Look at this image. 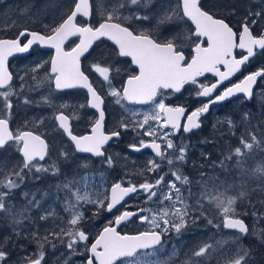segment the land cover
Instances as JSON below:
<instances>
[{
	"label": "snow or ice",
	"instance_id": "1",
	"mask_svg": "<svg viewBox=\"0 0 264 264\" xmlns=\"http://www.w3.org/2000/svg\"><path fill=\"white\" fill-rule=\"evenodd\" d=\"M153 3L154 0H72L71 8L58 24L45 25L48 32L41 33L24 28L18 31L15 38L0 39V150L13 148L22 157L18 168L14 167L7 172L0 168V214H4L5 218H11L14 235H20L16 226L22 225L24 220L28 219L29 209L41 208L42 205L33 196L22 209L17 210L10 199L13 190L20 187L28 173H32L34 179H39L40 173H50L53 176L60 173L56 163L47 166L42 163L49 155V145L41 135L33 131L14 132L10 128L12 97L18 93L13 85V74L8 69V59L15 53L29 52L33 45L55 50V54L49 60L38 61L31 68L33 73H38L45 69V65H49V68L45 69V76L37 82L36 87L47 83L49 87L54 85V90L58 92L77 88L87 90L86 104L73 107L71 115H66L62 110L58 111L54 119L58 128L67 134L74 145L75 153L103 158L108 167H112L114 161L112 156L105 155V145L113 138H119L121 133L104 131V98L82 70L81 57L89 52L96 41L107 38L116 46V54L119 57L130 58L131 64L135 65L138 71L128 75L120 89L112 85L110 78L113 71L117 74L120 72L114 65L97 62L90 66L89 71L102 77L108 86L107 94L127 113V116H121L118 124L125 131L131 128L136 133L138 143L130 144L129 148L134 152L151 149L154 157H158L161 162L166 161L171 176L167 183L165 176L169 173L158 175L154 180L145 178L139 184L129 181L127 186L123 181H117L109 189L95 192L88 190L90 180L88 175L80 177V180H68L57 185L58 191L67 190L65 211L70 214V218L66 226L60 227L59 231H49L43 237L38 231L29 234L31 241L36 243L37 250L34 256L28 255L23 258L25 264H44L45 243L55 248V244L49 239L50 236L65 244L70 255H77L76 249L83 243L88 253L84 257V264H170L178 253L176 246L173 245L168 260L159 258V253L164 250L166 243L164 237L173 232L177 237L181 236L201 217L207 219L208 224H213V220L205 215L208 208H214L216 215L220 217V223L214 227L222 226L237 233L231 237L236 248L230 255H225L223 264H251V250L239 244L241 237L248 236L250 230L244 220L239 218L236 207L238 200L247 199L250 193L244 189L243 183L236 195H231L228 191L232 185L221 191L215 180L211 183L202 181V190L198 198L194 204H189L191 189H188L189 196L185 197L181 187L177 185H189L191 181L179 167L175 166L177 162H185L187 145L175 144L172 137L181 129L185 133L199 129L201 117L209 112L211 105L230 100L237 94H243L248 100L253 98L255 86L259 82H264V67L245 75L238 83L226 87L219 94H213L224 81L239 72L250 58L257 54V49L264 54V33L255 35L252 31V25L264 17V8L258 11L249 9L237 32L225 19L205 10L201 0H176L175 4L171 0H166L159 5L161 10L156 12L150 9ZM232 14H235V10ZM94 17H98L96 24L91 23ZM189 22L194 25V29L189 26ZM162 26H167L166 32L161 31ZM72 37H78L79 43L66 49V42ZM188 42L194 45L190 59L183 50ZM236 49L241 50L240 58L235 54ZM207 73L218 79L211 84L201 83L199 78L205 77ZM32 79L36 80L37 77L34 75ZM20 80L23 81L24 77H20ZM185 85L196 86L197 97L209 98L208 101L188 112L183 106H169L163 99H157L164 95V90L179 93ZM23 88L24 84L21 83V91ZM42 102L52 106L48 97H43ZM23 103L31 104L32 101L25 97ZM127 104H152L153 108L150 112L141 113L128 108ZM69 107L72 106L67 104L59 106L60 109ZM85 107L95 109L98 117L93 120L88 133L75 135L71 130V120L78 119L77 109ZM141 116L142 119L137 118ZM126 120L128 122H125ZM182 120L184 123H181ZM248 121L249 113L245 112L242 122ZM217 123L227 124L230 131L236 126L231 118ZM261 135L264 137V133ZM248 136L249 139L241 136L239 145L223 156L218 164L221 169L228 171L229 165L226 162L234 160L232 167L243 174L245 171L243 158L251 156L254 148L260 149L264 143V140L258 139L251 132H248ZM60 156L68 159L70 154L61 151ZM79 167L87 169L89 167L87 160H82ZM160 170L161 163L151 158L141 175L158 174ZM201 175L203 176V173ZM251 177L258 181L257 188L252 191L264 193V161L252 169ZM133 194H143L146 205L154 204L157 207L120 211L117 206L123 207L127 203L125 198ZM23 195L27 198L29 194ZM81 202L95 205L94 215L101 210L108 213H113L114 209L120 211L119 215H115L114 219L103 227L90 246L87 244L88 234L79 227L84 219V213L79 207ZM249 203L253 208L252 215L257 220L264 219V213H258L250 200ZM260 203L264 205V200ZM54 215V212L48 211L47 214L40 215L39 220H47L49 216ZM134 217L142 225H147V230L134 235H122L117 231L118 226L126 224ZM251 234L264 244V235L255 231V228ZM227 243L228 240L216 241L215 244L203 243L191 252L183 264H205L213 252ZM8 255L3 242H0V264H7ZM64 264H69L67 259Z\"/></svg>",
	"mask_w": 264,
	"mask_h": 264
},
{
	"label": "rangeland",
	"instance_id": "2",
	"mask_svg": "<svg viewBox=\"0 0 264 264\" xmlns=\"http://www.w3.org/2000/svg\"><path fill=\"white\" fill-rule=\"evenodd\" d=\"M229 1H233L232 4L235 2V0H213V4L215 5L217 12L223 11L224 13L232 14L233 10H235V14L232 15L237 18H243L247 15L248 11L242 10L240 6H231L230 4H226V2L229 3ZM261 8H264V4L256 5L255 3H252L251 0H249V9L258 11ZM53 9H57V6H53ZM43 19L49 18L46 16L43 17L42 20ZM263 58L264 55L261 57V59ZM31 78L32 76H30V80ZM262 90H264V82L261 83L257 91L256 88L254 89V96L251 100L244 98L243 101H231L230 105L215 109L214 114L207 118L206 130L216 132V134L222 133L225 135V143L228 147V153L239 145V139L241 136H244L245 139H249L248 132L255 134L258 139L264 140V137L261 135L264 133V95H262ZM45 96L46 93L44 91H38L35 88H32V86H29V88L26 87L23 90V93L20 91L18 95L12 97L13 109L11 115V124L14 128H16V131L36 130L35 132L43 136L45 135L48 140L52 139L53 145H59V149H56V147L53 146L52 152L54 155L57 153L60 155L61 151L67 152L68 150L67 147H65V142L62 140L63 137L61 136L60 130L58 129L54 119L55 113L52 112L54 109L49 105L40 106L35 103V100L41 99ZM25 97L31 100L32 103L24 104L23 100ZM152 108L153 107L148 109H131L143 113L150 112ZM245 112L249 113L248 122H242V116ZM83 114L82 121L84 124L93 120L91 115L86 113ZM120 115L127 116V113L124 112L123 109L120 110V114L119 112L112 110V117L115 122H118ZM137 118L142 119V116ZM226 118H231L236 125L231 131L229 130L227 124L217 123V121H223ZM41 120L43 123H40ZM125 122L128 121L126 120ZM214 125L215 127H213ZM132 132L135 133L133 130ZM172 139L177 145L184 144V139L178 141H176L173 137ZM218 142L220 141L218 140ZM189 149L191 156H193V147L187 145V152ZM69 154L70 156L68 159H65L62 156L56 158V160L61 159L63 161V164L60 167V173L58 175L53 176L50 173H40L38 174L40 178L34 179L33 174L28 173L27 176H29L30 179H25V182L29 180L34 181V189H30L27 186L25 189L20 190L23 188L22 185H25V183H22L18 189L13 190L12 197L10 199L11 203L17 210L22 209L23 206L27 204V201L32 199L33 196H35V198L41 202L42 207H32L29 209L28 219H25L23 225L19 226L22 228V230H19L18 226H16V230L20 233L19 236L13 234L11 218H5L4 214H0V242H3L4 250L9 254L7 258V264H25L23 260L25 256H34L37 250V245L35 242L31 241L29 235L31 232L38 231L39 235L43 237L44 235H47L49 231H59L60 227L66 226L67 220L70 218V214L65 211V196L67 194V190L58 191L57 185L67 182L66 178L68 177V172L71 169H76L78 165H80L81 161L85 160V158H78L72 153ZM169 154H171V150H169ZM108 155L113 157L114 163L112 167H108L103 162V160L95 164L91 160L86 159L88 163L95 165L93 169L94 171L98 172L95 180L91 179L94 174L91 173L89 176L92 182L97 183L99 182L100 177H107V171L113 168L118 169L123 177L126 176V171H129L130 175L132 174L133 170L137 172L142 171L148 164L149 159H151L138 158L132 156L131 154L121 153L114 149L110 150ZM122 158L125 160H122ZM21 159L22 157L13 148H9L6 151L0 150V168H3L5 172L11 170L14 167L18 168ZM243 159V168L245 169L243 174L232 167L234 160L227 161V164L229 165L228 171L220 168L219 170H216V172H212V175L209 177L205 175L206 172L186 170L188 171V174L185 173L184 175L190 179L191 183L197 182V191L195 192L193 189H191L192 195L188 199V202L189 204L195 203L199 193L202 190V181H209L211 183L213 180H215L216 185L221 191H224L225 188H228L229 185H232L233 187L229 188L228 191V194L231 195H236L237 191L241 189V185L243 183L244 189L247 190L250 195L247 199L238 200L236 207L239 217L247 220L249 223L250 234L248 236H242L239 244L240 246L251 250V264H264V244H261L260 242L257 243L258 245L256 249H251L248 246V242L254 243L256 240H258L254 235L251 234L253 228H255V231L264 235V219L257 220L256 217L252 215L253 208L249 203L250 200L252 204L255 205L258 213H264V205L260 203L261 200H264V193L252 191L253 189L257 188L258 181L253 180L251 177L252 169L264 161V143H262L260 149L254 148L251 156H245ZM165 166H167V169H163V165L161 163L160 172L158 174L152 173L150 175V179L154 180L158 175L169 173V175L165 176V183H167V180L171 179V176L167 163H165ZM181 172L183 173V170H181ZM202 173L203 176L201 175ZM220 174L221 176H219ZM224 174L229 175L226 180V184H220L223 180ZM82 176L84 175L78 177L79 180ZM202 177H206L208 179L205 180ZM53 186H55L56 189H53ZM177 186L181 187L185 197L189 196V188L187 186H182L179 184ZM81 188L83 190V185ZM105 189H109L107 183H102L99 189H92L89 187L88 190L95 192L97 190L104 191ZM24 193L29 194L27 198L24 197ZM129 203L130 202L126 203L125 205ZM140 204V208L157 207L154 204L146 205L144 203V199L140 201ZM79 207L84 213V219L80 222L79 227L95 239L98 235V229H103L104 225H106L112 219L113 214L101 210L99 213L94 215V213H96V206L92 204H85L83 202H81ZM206 207L208 206L206 205ZM48 211L54 212L55 215L49 216L47 220H39V216L47 214ZM194 215H198V213H194ZM205 215L209 219L213 220V224H208L207 219L201 217L194 225H191L186 231H184L181 236L177 237L174 232L169 233V235L166 237V240L164 238L166 243L164 250L159 253V258L162 260H168L169 256L171 255L173 245H175L178 254L172 258L170 264H183V261L187 260L191 255V252L201 244H215L216 241L228 240L229 243L224 244L216 252H213L212 255L205 261V264H223L225 255H230L231 251L236 248V245L232 243L231 237L237 235V233L226 231L222 226L220 228L214 227L215 224L220 223V217L216 215L214 208H208V211L205 213ZM57 225H59V227H57ZM122 230L127 231V233H138L147 230V225H142L136 218H132L131 221L127 222L122 227ZM49 239L52 240L53 244H55V248H53L51 244L45 243L44 264H64L66 259L68 260L69 264H84L83 257L88 254L85 250V247L79 245L76 249L78 254L70 255L65 244L60 243V241L55 239V237L50 236ZM64 239L67 240V237Z\"/></svg>",
	"mask_w": 264,
	"mask_h": 264
},
{
	"label": "flooded vegetation",
	"instance_id": "3",
	"mask_svg": "<svg viewBox=\"0 0 264 264\" xmlns=\"http://www.w3.org/2000/svg\"><path fill=\"white\" fill-rule=\"evenodd\" d=\"M252 3L256 5L264 4V0H251ZM166 0H154L153 5L150 6L152 12L160 11L159 5L165 3ZM173 4L176 3V0H171ZM226 2V4H230L231 6H240L242 10L248 11L249 9V0H235ZM61 3V5H60ZM201 3L205 10L210 11L214 15L218 16L219 18L225 19L230 26L234 28V31L239 32L240 25L244 21L243 18H237L232 14L224 13L223 11L216 10L215 5L213 4V0H201ZM57 6V9H53V6ZM72 0H0V39H11L15 38L18 34L19 30L24 28H28L31 31L46 33L48 32V28L45 25L55 26L58 24L66 15L67 11L71 8ZM52 9V10H51ZM262 9V8H261ZM254 11L253 9H251ZM48 17L49 19H43V17ZM98 17H94L91 23L96 24ZM155 23V20H153ZM249 24H251V20H249ZM189 26L194 29V25H191L189 22ZM161 31L166 32L167 26H162ZM253 34L259 35L264 33V17L258 19L257 24L252 25ZM26 42V40H25ZM76 43H79L78 37H72L68 42H66V49H70L74 47ZM194 45L191 42H188V45L183 49L185 55L190 59ZM116 46L113 44L112 41L107 40V38H101L99 41H96L93 44V47L89 49L88 53H85L83 57H81V67L82 70L85 71V74L89 76V81L93 84V87L96 88L97 92L104 98V111H105V121H104V131L106 133H110L112 131H120L121 135L119 138H113L108 144L105 145L106 153L110 150H117L124 154H131L132 156L147 159V158H154L157 162L162 163L163 169H167L165 166L166 161L161 162L158 157H154L151 149H143L141 152H134L129 148L130 144L138 143V138L136 133L132 132V129H128L125 131L124 129L119 127L118 122H115L112 117V110L119 112L122 109L121 106L116 105L114 103V98L107 94L108 86L106 83L103 82L102 77H99L98 74L89 71V68L92 64L97 62H102L105 64L114 65L115 68H119L120 72L117 74L115 71L110 73V78L112 79V85L118 89L122 88L123 83L126 81L128 75L132 74L135 71H138L135 65L131 64L130 58L127 57H119L117 54ZM257 54L250 58V61L241 68L239 72H237L234 76L229 78L228 80L224 81L221 84L216 92L213 95H217L222 92L226 87H230L235 83H238L240 80L243 79L245 75L250 74L251 72L257 71L259 68L264 67V58L261 57L264 54H261L260 50H256ZM240 49L235 50V54L237 58H240ZM55 54V50L48 48L46 46L41 45H33V47L27 53H15L13 56L9 57L8 59V69L13 74V85L15 86V90L20 93V85L21 83L24 84L23 90L29 86L35 88L38 91H44L46 93L45 97H48L51 101V107L54 109L52 112L57 113L58 111H64L66 115H71L73 111V107L78 106L80 104H86L88 94L86 89L77 88V89H70L64 90L63 92H58L54 90V85L49 87L47 83L36 87L37 82L41 80L45 76V69L49 68V65H45V69H41L38 73H33L31 68L38 62V61H47L51 58L52 55ZM224 70L223 68L221 69ZM36 76L37 79L33 80L30 76ZM20 77H24V80L21 81ZM201 83L204 84H211L214 83L218 77H215L211 74H205V77L199 78ZM29 80V82H28ZM262 82H259L256 87V91L258 90L259 86ZM22 90V93H23ZM245 97L243 96H234L230 98V100H226L222 103H217L215 105H211L209 108V112L204 114L201 117V127L199 129H194L191 132L185 133L181 129L173 138L178 141L184 139V145L192 146L193 147V156H191L190 149L186 154V160L183 163L177 162L175 166L179 167L180 170H183V174L187 173L188 171H199V172H206V176L212 175V172H216L219 170L220 167L218 166L219 161L223 159L225 154H228V147L225 143V135L222 133L216 134V132H211L210 130H206V123L207 118L211 117L214 114L215 109L222 106H227L231 104V101H243ZM157 99H163L164 102L173 107L183 106L185 107L188 112H191L197 107H200L202 103L207 102L209 98L205 97H197L196 95V86L193 85H185L179 93L174 92L172 90H164V95L161 97H157ZM35 103L38 105H47L42 102V98L35 100ZM61 104H67L72 107L67 109H60L59 106ZM128 108H151L153 107L152 104H127ZM86 113L91 115L93 120L98 117V113L95 109H91L89 107H85L82 109H77L78 119L73 118L71 120V130L75 135H84L90 131L92 121H88L87 123H83L82 115ZM120 118L119 120L121 119ZM124 116V115H123ZM118 120V121H119ZM12 120L10 119V128L15 132L16 128L12 126ZM181 123H184L182 120ZM57 124V122H56ZM222 127V126H221ZM59 129V128H58ZM86 129V130H84ZM60 130V134L63 137V141L65 142V147H67V152L74 154L78 158H85L89 159L95 164L99 161L103 160V158L93 157L90 154H81L74 152V145L69 140L67 134L63 132L62 129ZM34 133L38 134L34 131ZM40 135V134H39ZM42 138L46 140L49 145V155L46 157V160L42 163L45 165H50L52 163H56V165L60 168L63 164L61 159L56 160L57 157L60 155L57 153L56 155L52 152V147H56L59 149V145H53L52 139H49L44 135H41ZM146 139V138H145ZM218 140L220 142H218ZM186 142V143H185ZM3 151V150H2ZM122 160H125L122 158ZM50 162V164H49ZM218 162V163H217ZM227 163V162H226ZM89 167L87 169L78 167L76 169H71L68 172V177L66 180H79V176L81 175H88L90 176L91 173L94 176L91 178L92 180L96 179L98 172L94 171V166L91 163H88ZM188 170V171H186ZM142 171H132L130 175L129 171H126V176H122L121 172L113 168L107 171V177H100L99 182L94 183L90 180L89 187L99 189L102 183H107L109 188L111 185L117 181H123L125 186H127L128 182L131 181L134 184H139L144 181L145 178L150 179V175L152 173H145L141 175ZM221 176V174L219 175ZM229 175L224 174L223 180L220 184H226V180ZM127 177V178H125ZM203 179H208L206 177H202ZM25 179H30L29 176H26ZM25 185H22L23 188L20 190L25 189L27 186L30 189H34V181H27L24 182ZM197 182L190 183L187 186L190 189H193L195 192L197 191ZM82 187V183L80 185ZM92 186V187H91ZM53 189H56L53 186ZM144 199L143 194L136 195L133 194L132 198L130 199V203L120 207V211L130 210L135 211L137 208L141 207L140 201ZM14 202V200H13ZM152 205V204H151ZM120 211L113 210V217L115 215H119ZM241 218V217H239ZM111 219V220H112ZM135 219V217H134ZM23 225V224H22ZM19 230L22 228L19 227ZM105 226V225H104ZM102 228L98 229V233ZM122 235L123 234H131L134 233H127V231L120 230L119 231ZM142 232V231H141ZM89 240L87 244L90 246L92 242H94V238L91 237L89 234ZM166 240V236L164 237ZM81 246L84 247V244L81 243ZM84 259V257H83Z\"/></svg>",
	"mask_w": 264,
	"mask_h": 264
},
{
	"label": "trees",
	"instance_id": "4",
	"mask_svg": "<svg viewBox=\"0 0 264 264\" xmlns=\"http://www.w3.org/2000/svg\"><path fill=\"white\" fill-rule=\"evenodd\" d=\"M245 220V219H244ZM248 227L250 226L249 223L247 222V220H245ZM257 243H259V240H256L254 243L253 242H248V246L251 248V249H256L257 248Z\"/></svg>",
	"mask_w": 264,
	"mask_h": 264
},
{
	"label": "water",
	"instance_id": "5",
	"mask_svg": "<svg viewBox=\"0 0 264 264\" xmlns=\"http://www.w3.org/2000/svg\"><path fill=\"white\" fill-rule=\"evenodd\" d=\"M132 198V196H130V197H126L125 199H126V201H129L130 199ZM118 208L120 207V206H117ZM115 210V209H114ZM245 222V221H244ZM245 224H246V222H245ZM124 224H121L120 226H118L117 227V231H118V229H120L122 226H123ZM247 225V224H246ZM227 230H229V231H235V230H230V229H227Z\"/></svg>",
	"mask_w": 264,
	"mask_h": 264
}]
</instances>
